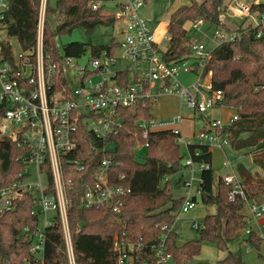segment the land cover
Wrapping results in <instances>:
<instances>
[{
  "label": "trees",
  "instance_id": "trees-1",
  "mask_svg": "<svg viewBox=\"0 0 264 264\" xmlns=\"http://www.w3.org/2000/svg\"><path fill=\"white\" fill-rule=\"evenodd\" d=\"M92 0H57L56 8L48 4L45 11L44 50L53 60L60 61L57 40L71 35L77 29H84L92 35L99 26L114 27L115 17L93 10ZM170 16L167 33L169 47L165 53L168 61L188 59L191 49L185 30L187 23L202 19L208 32L216 30L239 31L243 25L232 29L225 22L227 0H184ZM41 0H9L5 17L8 37L16 38L23 50L36 46ZM252 12L264 14V2L253 4ZM58 13L62 22L54 29L49 16ZM261 33V37L257 34ZM119 42L112 40L109 46H95L73 42L64 47L65 57L77 58L89 53L92 58L104 52L113 55ZM1 55L10 61L14 53L9 43L0 41ZM212 73L214 90L223 93L222 104L234 110L239 121L226 129L230 144L236 151L256 148L264 140V25L243 30L241 37L232 42L217 45L207 61L204 75ZM123 78L129 75L124 73ZM121 128L116 135L97 138L88 131L84 123L80 126L78 145L65 161L67 179L74 181L69 192V227L73 242L76 264H117V244L126 248L142 243L136 253L138 263L154 258L153 247L166 235L165 246L173 264H191L199 256L204 243L214 245L226 254L222 264H242L229 246L243 236L249 228V221L243 214L245 201L240 195L230 200L232 190L223 178L216 177L212 167L200 173L199 185L202 203L214 207L215 213L207 214L200 237L183 245L177 244L173 225L179 216L184 198L177 197L169 177L179 173L184 166V155L178 142L180 134L172 130L156 131L149 134L145 159L136 150L137 142H145L139 122L155 118L151 101H141L135 108L120 109ZM198 150L199 156L194 152ZM29 149L10 139L0 140V188L11 186L19 179L26 165ZM196 163L212 164V152L207 145H191L188 149ZM106 155L112 158L110 182L124 184L131 188L124 199L121 212L114 213L108 208L85 209L82 207L84 186L94 181L97 169ZM79 159L85 164L83 172L77 171L69 160ZM255 163L261 171L253 174L244 167L239 168L240 182L245 197L250 202H264V151L257 154ZM124 176V178H122ZM166 181L164 187L161 183ZM52 182L50 183L51 186ZM182 181L177 182L178 187ZM195 199V198H194ZM196 200V199H195ZM34 197L25 194L15 202V207L0 213V264H22L30 258L32 236L39 226V218L32 214ZM28 228V231L25 229ZM46 263L68 264L64 232L54 225L47 228ZM246 244L260 253L262 238L251 231ZM259 258H263L260 254Z\"/></svg>",
  "mask_w": 264,
  "mask_h": 264
},
{
  "label": "built area",
  "instance_id": "built-area-1",
  "mask_svg": "<svg viewBox=\"0 0 264 264\" xmlns=\"http://www.w3.org/2000/svg\"><path fill=\"white\" fill-rule=\"evenodd\" d=\"M146 1L148 0H96L94 2L98 3L92 4L95 11L113 2L117 9L116 13L107 12L114 15L121 35L118 49L113 55L109 56L104 52L100 57L92 58L88 52L90 59L85 64H80L79 60L87 53L77 58L60 54L59 62L53 60L44 50V21L48 0H41L35 48L14 53L13 62L0 54V140L10 139L25 145L30 153L19 179L9 187L0 188V213L12 210L15 202L25 194L32 195V214L39 218V224L40 217L46 219L47 214L54 213L45 229L54 225L62 227L68 264H76L68 219V194L74 189V181L67 179L65 161L78 145L82 123L97 138L116 135L121 128L119 110L135 108L146 99L151 101L153 107L156 101L153 99L152 89L158 87L157 83L160 86L156 90V98L163 95L177 96L194 113L203 115L215 107L225 108L222 104L223 93L213 89L212 73L209 71L204 75L211 55V51L201 42L208 34L204 20L190 22L194 31L188 42L190 57L170 62L165 57L168 48H162L148 22L140 17V9ZM228 2L229 10L246 21L243 24L244 31L264 25V14L251 10L252 5L260 3L259 1L250 5L243 0ZM8 9L9 0H0V33L6 28L5 17ZM243 30H216L213 39H216L217 45L232 42L241 37ZM257 37H261V33ZM164 40L169 42L170 37L165 35ZM124 59L128 63L124 69L117 70L119 60ZM181 70L195 77L188 87L183 86L178 79ZM124 73L129 77L123 78ZM204 78H208V81L203 82ZM182 119L180 115H175L139 122L145 142H137L136 150H146L149 146V134L162 130H172L175 134H180L178 142L187 149L191 145H207L210 149L216 147L223 150L230 145L226 129L239 121V116L233 112L225 120L221 117L214 118L191 139H184L181 135L178 126ZM194 155L199 156L200 152L196 150ZM69 162L77 171L85 170L83 161L73 159ZM112 164L111 156L106 155L96 171L94 181L84 186L83 208H108L116 214L121 212L123 201L130 194L131 188L124 184H111ZM196 164L200 172L211 167L207 163H196L189 154L184 168L192 172V177L190 181L184 182L189 192L183 197L179 215L196 207V196L191 191L195 186L197 194H201V178L197 180L195 177ZM224 166L229 167L230 162H224ZM31 168H35L39 180L46 177L45 187L41 181L36 185L27 182L32 177L29 173ZM223 181L232 187L230 200L240 195L249 208V228L245 231L248 235L253 231V221L264 216V202L258 204L248 201L243 186L235 175H227L223 177ZM35 190L40 192L39 197L35 195ZM46 234L40 231L39 226L36 228L30 247L31 259H25L22 264H47ZM165 238L166 235L153 247L154 258L141 263L137 262L135 256L142 249V243L137 246L128 245L126 248L117 244L114 249L118 254L117 264H173L165 246Z\"/></svg>",
  "mask_w": 264,
  "mask_h": 264
},
{
  "label": "rangeland",
  "instance_id": "rangeland-1",
  "mask_svg": "<svg viewBox=\"0 0 264 264\" xmlns=\"http://www.w3.org/2000/svg\"><path fill=\"white\" fill-rule=\"evenodd\" d=\"M56 1L57 0H48V5L55 9L56 8ZM96 0H92L89 3V6L92 7V4H97L98 2H94ZM198 2L202 0H196ZM229 0L226 1V6L228 5ZM244 1V0H243ZM261 2L263 3L264 0H245L246 4L250 5L254 2ZM182 4H185L184 0H148L144 4V6L140 9V17L146 21L149 22V25L151 28H154L155 30V39L160 42L162 48H166L168 46L167 40H162V37L167 35V24L170 19L171 14L178 9ZM103 10L104 14L110 13H116L117 9L114 6L113 3H107L106 7H101L98 10ZM225 22L227 25H229L230 28L236 29L238 26L242 25L244 23V18L238 17L234 14L232 10H229L227 7V11L224 14ZM62 16H60L58 13L51 14L49 16L50 23L52 27L55 29L58 24H60L62 21ZM45 22V21H44ZM189 24L187 23L185 27L189 28ZM116 26V27H115ZM114 27H104L99 26L97 27L92 35H87L84 31V29H77L75 30L71 35H65L57 40L58 48L60 53H64V47L69 45L73 42H81L85 45H87L88 50H90L91 47L95 46H109L112 43V40L120 41L121 35L119 32V29L117 28L118 25L115 24ZM191 29V27H190ZM45 30V25H44ZM153 30V29H152ZM192 31V30H189ZM193 32V31H192ZM189 36L191 37L190 33ZM0 40L7 42L11 45L13 53L17 54L23 48L21 47L19 41L14 37H8L6 28L3 30V32L0 33ZM201 42L205 45L206 49L209 51H212L216 45L217 41L216 39H213V32H208L207 37L202 38ZM25 51V50H23ZM89 52V51H88ZM87 52V55H85L83 58L79 60L80 64H85L89 59L90 55ZM118 58L120 56V50L117 52ZM128 63L126 59L119 60L118 64L116 65L117 70L124 69V66ZM190 64V63H189ZM180 83L188 87L190 84L194 81L195 77L191 73H186L184 70H181L178 77ZM208 81V78H204L203 82ZM158 87L160 86L159 83H157ZM157 86L152 89V96L153 99L156 101V103L152 107V113L158 117V119H164V118H170L175 115H180L183 119L181 121L182 123V130L183 133H195L198 134L202 129L204 128L203 124L206 121L207 118L213 119V118H222L227 119L229 112L222 111L221 108L215 107L213 109H210L205 114H199L194 113L191 110H189L184 103L181 101L179 102L176 100L177 98L174 96H165L160 97L157 96L156 98V90L158 89ZM193 115V119H190V116ZM210 121V120H209ZM193 124V127H192ZM181 149L184 155V159L182 161V165H185V162L189 159V154L187 152V148L181 144ZM260 148L264 149V142L260 145ZM225 152L221 151L220 149L216 147H211V151L213 154V164L212 169L214 170L216 177H225L227 175H233L238 173L239 167H244L246 169L256 171L257 169L253 165V159L252 155L255 154V152H252L251 155H245L243 152H236L231 146L225 147ZM261 149V150H262ZM138 155L140 158L145 159L146 156V150H137ZM230 162L229 167H223L224 162ZM182 171V172H181ZM179 173L176 175H173L169 177L170 183L173 187V191L175 194H183L184 196L188 194L189 190H186L184 186V182L190 181L192 177V172L186 168H183ZM36 170L35 168H31L29 170V173L32 174V177L27 180V182L36 185L40 181L42 183V186L45 187L47 183L46 177H43L39 180L38 176L35 174ZM200 170L198 168V165H195V177L197 180L200 179ZM183 177V186L177 185L178 180ZM166 184V181H163L161 183V187H164ZM198 185V183H197ZM197 186H195L194 189L191 191L196 196V207L191 210L188 213H182L180 214L177 219L174 222L173 230L177 235V240L180 243H186L189 241H196L200 237L201 230L204 225V217L207 215V213H215L214 207H207L205 206L200 198V195L197 194ZM35 195L37 197L40 196V192L35 190ZM54 213L47 214V218L40 217V224L39 229L42 233H46L45 226L47 223L51 221V218L53 217ZM196 224V228H195ZM254 230L259 233V230L257 229L258 225L255 223L253 225ZM256 233V234H257ZM259 234H257L258 236ZM249 235L246 233L243 234L242 237L234 241L230 246L229 250L234 253L240 255L242 264H264V244L260 248V253H258L255 248L252 246H249L246 244L245 240H247ZM47 237V234H46ZM263 243V240H262ZM261 243V244H262ZM261 255L263 258H259L258 255ZM225 258L224 253H219L215 246L212 244L204 243L202 246L201 255L199 258L194 260V264H222V259ZM46 260V258H45Z\"/></svg>",
  "mask_w": 264,
  "mask_h": 264
},
{
  "label": "crops",
  "instance_id": "crops-1",
  "mask_svg": "<svg viewBox=\"0 0 264 264\" xmlns=\"http://www.w3.org/2000/svg\"><path fill=\"white\" fill-rule=\"evenodd\" d=\"M244 2H245V0H244ZM246 3V2H245ZM170 20V19H169ZM148 22V21H147ZM246 21L244 20V23H245ZM168 23H169V21H168ZM243 23V24H244ZM148 24H149V22H148ZM189 25V28H188V30H187V28L185 27V30H186V32H187V37L190 39L193 35H194V31L192 30V29H190V27H191V25H190V23H188ZM242 24V25H243ZM150 26V25H149ZM167 26H168V24H167ZM151 28V27H150ZM151 29H153V31H154V34H155V30H154V28H151ZM166 29H167V27H166ZM234 29V28H233ZM189 30H192V31H189ZM189 33H190V35H191V37L189 36ZM164 37L165 36H163L162 37V42H163V40H164ZM169 43V42H168ZM169 47V44H168V46L166 47V48H168ZM165 96H167V95H163V97H165ZM160 97H162V96H160ZM168 97H170V96H168ZM174 97H176L177 99L176 100H178L179 102H180V100H179V98L177 97V96H174ZM222 111H227V112H229V115L231 114V113H233V112H235L234 110H232V109H227V108H224V109H221ZM196 114V113H195ZM228 115V116H229ZM155 118H157L158 119V117H156L155 116ZM190 119H193V115H191L190 116ZM214 119V118H213ZM209 120H212V119H209V118H207L206 119V121L204 122V124H203V126H204V128L206 127V125H207V123L209 122ZM192 127H193V124H192ZM178 128H180L181 129V135H182V137L184 138V139H191V138H193L196 134L195 133H188V132H185V133H183V130H182V123H181V125L180 126H178ZM203 128V129H204ZM264 142V140L263 141H261L260 143H259V145L256 147V148H253V149H251V150H248V151H236V152H243L245 155H248V154H250L251 155V153L252 152H255V154L254 155H252V159H253V165H254V167L257 169L255 172L254 171H252V170H249V169H247V170H249L250 172H252L253 174H255V173H259L260 171H261V169H260V167H259V165H257L256 163H255V160L257 159V154L259 153V152H261V151H264V149H262V148H260V145L262 144ZM228 146H231V144L230 145H228ZM232 147V146H231ZM262 149V150H261ZM221 150V149H220ZM225 148L223 149V150H221V151H223V152H225ZM187 152H188V149H187ZM212 152V151H211ZM212 164H213V154H212ZM212 164H211V167H212ZM223 167H225L224 166V163H223ZM240 168V167H239ZM182 172V171H181ZM233 175H235L236 177H238L239 178V180H240V176H239V169H238V173L237 174H233ZM183 175L181 176V178L179 179V180H181L182 182H183ZM221 178H223V177H221ZM178 180V181H179ZM184 184V183H183ZM183 184H181V186H183ZM177 197H184V195L183 194H175ZM207 214H209V213H207ZM243 214L244 215H246V217H249L250 216V212H249V208H248V206L247 205H245L244 206V209H243ZM205 218V217H204ZM255 223H257V225H258V227H257V229L259 230V233H257L255 230H254V227H253V225L255 224ZM173 228V227H172ZM252 230H253V232H255V233H257V234H259L258 236L259 237H261L262 239H263V243H262V245L264 244V216L263 217H261V218H259V219H257V220H254L253 221V224H252ZM177 244L178 245H183L184 243H180L178 240H177ZM261 245V246H262ZM216 248V247H215ZM216 250L219 252V253H223V252H220L217 248H216ZM225 254V253H224ZM201 255V254H200ZM199 255V256H200ZM199 256H197V257H195L192 261H191V264H194L193 262H194V260H196L197 258H199ZM225 257H226V254H225ZM225 258H223L222 260H224Z\"/></svg>",
  "mask_w": 264,
  "mask_h": 264
},
{
  "label": "water",
  "instance_id": "water-1",
  "mask_svg": "<svg viewBox=\"0 0 264 264\" xmlns=\"http://www.w3.org/2000/svg\"><path fill=\"white\" fill-rule=\"evenodd\" d=\"M236 256H238V254H235Z\"/></svg>",
  "mask_w": 264,
  "mask_h": 264
}]
</instances>
